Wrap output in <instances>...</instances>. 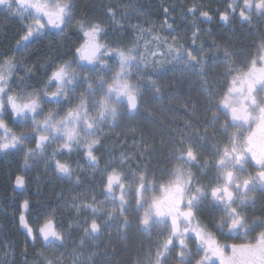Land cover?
I'll return each mask as SVG.
<instances>
[{
  "label": "flooded vegetation",
  "instance_id": "flooded-vegetation-1",
  "mask_svg": "<svg viewBox=\"0 0 264 264\" xmlns=\"http://www.w3.org/2000/svg\"><path fill=\"white\" fill-rule=\"evenodd\" d=\"M64 2L65 0H60V4ZM230 2L231 0H70L74 6L73 20L68 27L63 28V31L52 26L50 28L44 26L38 36L34 34L25 42L23 37L27 33L23 32L27 28L22 27V34L19 32L18 35L11 37L12 48L3 51L2 46L0 47V70L7 72V69L2 68L5 61L11 60L14 64L8 74L7 86L12 89L11 94L17 96L32 92L39 95L43 90L51 98V93L57 90V85L55 82L48 84L50 71L60 63L75 58L76 63L72 65V70L81 72L78 65L86 61L78 59L79 54L76 53V49L85 45L87 37L84 36V31L93 24H99L103 29L98 42L110 50L108 54L100 56L101 66L97 67L95 72L85 70L81 73L93 80V88L97 92L102 90L96 89V82L105 80L112 83L111 78L119 70V62L114 53L117 50L134 49L133 54L139 53L137 58L147 66L143 69L132 68V75L128 77L129 83L141 86L139 111L129 114L125 105L119 104L117 107L122 115L117 117L115 122L107 121L100 125L103 135L97 133V136L101 140V146L94 150L99 161L97 167L88 165L82 149H73L67 153L57 151L63 143L62 140L52 141L42 154L30 156L27 163H25L27 150L35 149L34 139L26 140L16 149L0 150V168L3 165L11 167L9 195L6 198L0 195V206L6 211L5 215L18 225V229L28 239L30 248L34 252L32 255H26L30 263L42 261V264H49L50 260H57L60 264H85V262L149 264L151 253H154L158 245L167 239L169 229L167 226H154L150 231H143L138 218L143 216L144 211L137 210L131 195L126 197L130 207L123 217L116 213V218L109 220L104 215H97L95 218L101 225L100 233L96 236H86L84 232V228L87 227L85 221L90 222L93 218L92 213L85 210V204H91L93 197L97 201L95 207L101 210L111 211L115 204V201L103 194V178L106 165L110 160L119 157L121 150L132 153L141 145L153 147V154L148 157L145 164L151 173L148 180L152 185L166 184L172 179L171 170L179 166L190 170L196 176L199 181L198 186L207 187L215 184L218 176L221 178L223 176V173L218 172L213 166L214 149L223 147L228 143L229 135L236 133L238 137L243 136V139H238L237 143L240 149L247 153L245 156L247 163L244 165V171L231 170L241 179L254 177L257 174L260 169L252 159V153L247 150L251 148L258 156L264 152V127L257 122H249L243 127L230 126L227 134L222 132L221 125L225 121L231 123L230 117L225 116L214 103H209L210 93L204 92L200 86L201 78L195 74L199 70L184 71L186 65L178 64L174 59L176 53L168 51L169 45H181L180 55H183L185 50L192 51L196 55L195 48L190 46L193 44V32L199 30L195 46L204 48L203 57L208 60L204 66L207 72L204 79L210 82L212 90L217 94L213 100L222 98L226 94V89L231 86L229 82L232 76L226 75L229 68L240 69V73H233L239 77L249 70L251 61L255 59L256 68L259 69L262 66L259 55L264 54L259 48V45L264 43V17L253 12L251 23L242 21L238 16H231L230 22L225 23L219 19V12L224 11ZM241 3L242 0H237V6ZM193 7L197 8L195 16L188 12V9ZM110 9L112 12L109 11ZM165 9L169 10L168 13H165ZM199 10L209 11L211 20L201 17ZM113 13L115 16H112ZM166 19L172 26L171 29L165 26ZM193 22L196 24L195 29L192 27ZM34 24L35 21L31 23ZM225 48L231 54V59L227 63L224 59ZM42 51L45 53L43 54ZM85 54H88L87 51ZM104 66L111 68V71H103ZM91 67L92 65H89V68ZM153 69H164V71L153 73ZM146 73H151V79L161 87L159 94L147 87L149 78ZM21 81L24 82L23 85ZM246 86L244 81L236 85L242 92ZM80 96H84L89 101L100 98L95 95L90 96L87 86L80 83L74 91L67 93L66 98H61L60 103H45L42 99L44 115L49 112L59 113L57 118H63L68 111L75 109L79 103L76 98ZM65 100L67 102H64ZM230 100L236 107H247V102L242 96L233 94ZM88 112L89 117L94 118L97 115V110L91 105ZM213 114L219 116V123L213 120ZM5 118V123L17 135L21 131L32 133L31 122L13 123L7 118V112ZM43 118V116L38 117L41 120ZM189 124L191 127H186ZM81 136L83 137V132ZM189 137L193 145L197 142L200 144L198 154L203 157L200 163H206V167L202 169L173 160L171 157L172 145L175 141L183 139L188 143ZM248 137L252 138L251 142L248 141ZM3 138V133L0 131V139ZM53 152L56 160L70 166L71 179L63 177L56 171L51 155ZM135 162L136 159L133 157V164ZM123 171L127 175V169ZM18 176L24 178L22 187L15 184ZM125 183L126 186L135 187L131 180H126ZM143 196L148 200L152 198L162 200L165 193L159 187H152V190L145 192ZM249 196L255 202L250 199L241 210L250 221H254L258 212L264 210V191L257 183L256 190L250 192ZM24 201L28 202L27 208L24 207ZM74 204L77 207H73ZM179 210L187 211L183 204L180 205ZM21 216L25 218L24 223L33 229L34 240L21 223ZM222 216V210L214 209L211 201H205L196 211V219L187 225L189 232L185 234L184 241L185 244H194L199 256H191L192 263L189 264H197L207 251L206 244L202 243L192 231L196 227L197 220L207 227L208 232L223 249V260L226 250L231 252L230 248H223L224 245L252 242V236L257 234V229L247 236L242 233L222 235L218 232L211 221L218 220ZM47 219H52L55 229L64 235L63 246H59L60 242L46 244L36 232ZM125 219L129 222V227L123 226ZM180 226L183 229L185 224L181 223ZM174 244H176L175 240ZM179 251L181 249L176 247L175 251L170 253L168 264H181L176 256ZM221 261L220 256H210L207 264H221Z\"/></svg>",
  "mask_w": 264,
  "mask_h": 264
},
{
  "label": "snow or ice",
  "instance_id": "snow-or-ice-1",
  "mask_svg": "<svg viewBox=\"0 0 264 264\" xmlns=\"http://www.w3.org/2000/svg\"><path fill=\"white\" fill-rule=\"evenodd\" d=\"M0 6H4L7 10L20 15L32 8L36 13L47 17V24L61 31H63V28L68 27L73 20L72 10L74 6L70 3V0H65L63 4L56 3L54 7L44 3H34L31 0H0ZM109 11L112 12L111 9ZM164 11L168 13L169 10L165 9ZM188 12L195 16L197 8H189ZM253 12L264 17V0H242L239 6H237V0H231L225 10L219 12V19L229 23L231 16H238L242 21L251 23ZM40 15L35 18L34 25L27 27V34L23 37V41H28L34 34L38 36L43 30L44 24L40 23ZM199 15L211 20L209 11L199 10ZM165 26L169 29L172 27L167 23V19L165 20ZM192 27L196 28L195 22H193ZM81 29L83 30V25H81ZM102 31L103 29L99 24L89 25L88 29L84 31V36L87 37L86 43L76 49V53L79 54L78 59L86 61V63L78 65L81 72L72 70V65L76 63L75 58L56 65L50 71L48 84L55 82L57 85V90L51 93V98L43 90L39 95L35 92L26 93L24 96L12 95V89L7 85L8 74L13 69L14 64L11 60L5 61L2 68L7 69V72L0 70V131H2L4 137L0 139V150L16 149L18 146L23 145L26 140L34 139L35 149L27 150L28 155L25 158V163H27V159L30 156H34L37 153L42 154L52 141L62 140L63 143L57 151L67 153L73 149H82L88 165L93 168L98 166L99 161L94 150L101 146V140L97 136V133L103 135L100 125L107 121L115 122L117 117L122 115L117 107L119 104H124L129 114L139 111L141 86L129 83L128 77L132 75V68L143 69L147 67L137 58L139 53L133 54L134 49H128L127 51L117 50L115 56L119 62V70L111 78L112 83L105 80L97 81L96 89L102 90L97 92L93 88V80L81 73L85 70L95 72L96 68L101 66L100 56L109 53L110 50L98 42V37ZM198 32V29L193 32V44L190 46L195 48L196 55L188 50H185L184 54L180 55L181 45H169L168 51L176 53L174 59L178 64L184 63L186 65L183 69L184 71L199 70L195 74L201 78L200 86L204 92L210 93L208 97L209 103H214L217 109L222 110L225 116L230 117L231 123L225 121L221 125V131L227 134L230 126L243 127L244 124L249 122H257L264 127V54L259 55V61L262 65L259 69L256 68V60L254 59L251 61L249 70L246 73H242L239 77L233 75V73H240V69L229 68L226 75L232 76L229 82L231 86L226 89V94L222 98L213 100V97L217 94L212 90L210 82L204 79L207 76L204 66L208 63V60L203 57L204 48L195 46ZM101 48H103V52H101ZM259 48L264 53V43H261ZM86 51L88 54H85ZM98 53L100 54L99 56L97 55ZM224 59L225 63L231 59V54L226 48ZM89 65H92V67L89 68ZM102 70L108 72L111 71V68L104 66ZM158 71L162 72L164 69L152 70L153 73ZM146 75L149 78L147 87L159 94L161 87L156 84L155 80L151 79V73H146ZM241 81H244L247 85L243 92L236 87ZM23 83L21 81V85ZM80 83L87 86L90 96L95 95L100 98L89 101L84 96L77 97L76 99L79 100V103L75 109L68 111L60 119L57 118L59 113L53 114L49 112L46 116L44 115L45 109L42 107V99L45 103H60L61 98H66L67 93L74 91ZM233 94L242 96L243 100L247 102V107L234 106L233 101L230 100ZM257 95H259V99H257ZM64 102L67 101L65 100ZM235 103L240 102L235 101ZM89 105L97 110V115L94 118L89 117ZM5 112H7V118H10L13 123L21 122L27 124L31 122L32 133L27 134L21 131L17 135L5 123ZM252 113L256 114L253 115ZM41 116L44 118L42 120L38 119ZM219 119V116L213 114V120L216 123H219ZM186 127H191V125H186ZM204 131L206 132V129ZM81 132H83V137ZM88 137L96 138L89 140L87 139ZM197 139L199 140V137ZM238 139H243V136L238 137L236 133H231L228 143H225L223 147L214 149L212 153L214 157L213 166L218 172H222L223 176L222 178L218 176L216 178L217 182L207 187L198 186L199 181L196 176L190 170L179 166L171 170L170 176L172 179L167 181L166 184L152 185L148 180L151 173L147 170L145 164L148 157L153 154V147L151 145H141L138 150L134 149L132 153H125L121 150L120 156L110 160L106 165L103 178V194L105 197L115 201V204L112 206L111 211L101 210L95 207L97 201L93 197L91 204L84 205L85 210L93 215L90 222L85 221L87 225L84 228L86 236H96L100 233L101 225L97 223L95 218L97 215H104L109 220L115 219L116 213L123 217L128 207H130V202L126 200L129 195L133 197L137 210L144 211L143 216L138 218V223L143 231H150L154 226H167L169 229L167 239L158 245L154 253H151L149 264H168L171 258L170 253L174 252L176 247L181 249V251L176 253V256L183 264L187 251L184 236L189 232L187 225L196 219V211L203 206L205 201H211V206L214 209L222 210L223 216L218 220L214 219L211 221L215 229L222 235L242 233L247 236L255 232L257 228L264 229V220L259 222L250 221L241 210L242 206L250 199L253 200V203L255 202L249 196V193L256 190L257 183L261 186V190L264 191V152H261L258 156L249 148L247 151L252 153V159L255 160V164L260 170L254 177L247 179L237 177L231 169L244 171V165L247 163L245 159L247 153L240 149L237 143ZM251 139V137H248L249 142H251ZM82 140L84 141L83 143ZM199 148V142L193 145L191 137H189L188 143H185L183 139H177L172 145L171 157L173 160L202 169L206 167V163H200L203 157L198 154ZM51 155L56 171L63 177L71 179L72 169L70 166L56 160L55 152ZM133 157L136 159L135 164H133ZM124 169H127V175H125ZM126 180L133 181L135 187L126 186ZM15 184L18 187H22L24 178L18 176ZM152 187H159L165 193L164 199H145L143 194L152 190ZM181 204L184 205L187 211L179 210ZM27 206L28 202L24 201V207L27 208ZM73 207H77V205L74 204ZM20 220L24 227L27 228L29 236L34 240L33 229L24 223V216H21ZM181 223L185 224L183 229L180 226ZM123 226H130L126 219L123 221ZM192 231L207 247L205 256L197 261V264H207L210 256H220L223 261V249L217 244L211 233L208 232L206 226L197 220L196 227ZM36 232L46 244L51 245L60 242L59 246H63L65 237L55 229L52 219H47ZM174 240L176 244H174ZM223 248H230L232 253L227 260V264H264V230L259 231L254 238V242L241 245H224ZM49 264H60V262L50 260ZM85 264H88V262H85Z\"/></svg>",
  "mask_w": 264,
  "mask_h": 264
},
{
  "label": "trees",
  "instance_id": "trees-1",
  "mask_svg": "<svg viewBox=\"0 0 264 264\" xmlns=\"http://www.w3.org/2000/svg\"><path fill=\"white\" fill-rule=\"evenodd\" d=\"M86 8L88 10L89 6ZM2 20L4 21L0 22V47L2 46L3 51H7L10 49V47L12 48V35H18L22 28V23L18 18H9V20L2 18ZM242 40L244 41L243 37ZM42 53L44 54L45 51H42ZM10 168L11 167L8 165H3L0 168V195L2 198H6L9 195V185L11 181ZM1 219V224L4 227L2 232H4V238L6 239V242L0 243V264H5V262L1 260L5 258V253L8 248L12 255V260L9 261L10 264H30V260L26 259V255H32L34 252L32 251L33 249L30 248L28 239L23 234V232L18 229V225H16L10 219V217L1 216ZM10 258L11 257H9V259Z\"/></svg>",
  "mask_w": 264,
  "mask_h": 264
},
{
  "label": "rangeland",
  "instance_id": "rangeland-1",
  "mask_svg": "<svg viewBox=\"0 0 264 264\" xmlns=\"http://www.w3.org/2000/svg\"><path fill=\"white\" fill-rule=\"evenodd\" d=\"M31 2H34V3L38 2L39 3V0H31ZM44 2L47 3V4H50L49 5L50 7H54V5L56 3L60 4V0H44ZM130 4L134 5V3H130ZM38 15H40V14L36 13V11L34 9H32V8H29L26 12L23 13V15H20V14H17L15 12L7 10L4 6H0V22L4 21V20H2V18H5L6 20H9V18H18L22 22V27L25 28V29L28 26H31V23L33 21H35V19H33V18L35 16H38ZM40 16H42V15H40ZM112 16H115V14H112ZM43 17L45 19V20L43 19V21H45V22H43V24L46 25L47 24V22H46L47 21V17H45V16H43ZM47 26L49 28L51 27V25H49V24H47ZM23 33H26V30ZM19 34H22V30L20 31ZM0 208H1V206H0ZM2 208L0 209V218H1V216H7V215H5L6 211H4ZM259 212H258L257 218L254 220L255 222H259L261 220H264V210L261 213H259ZM1 220L2 219H0V243L1 242L5 243L6 239L4 238V232H2V230H4V227L1 224ZM261 230H264V229L257 228V234L255 236H252L253 237L252 242H254V238L258 235L259 231H261ZM245 244H247V243H245ZM186 245H187V251L185 253L183 264H189V262L192 263L191 256H195V257L199 256L198 255V251L195 248L196 246L194 244L187 243ZM188 245H189V247H188ZM231 255H232V253L229 250H226L225 259L223 261H221V264H227V260H228L229 257H231ZM9 257H11V258L9 259ZM10 260H12V255H11V252H10V250L8 248V250L5 253V258H3V260H1V261L6 262V264H10V262H9ZM23 263H24V261H23ZM30 264H42V261L36 262V263H30Z\"/></svg>",
  "mask_w": 264,
  "mask_h": 264
},
{
  "label": "crops",
  "instance_id": "crops-1",
  "mask_svg": "<svg viewBox=\"0 0 264 264\" xmlns=\"http://www.w3.org/2000/svg\"><path fill=\"white\" fill-rule=\"evenodd\" d=\"M39 3H44V4H47V3H45L44 2V0H39ZM47 5H50V4H47ZM37 16H35L33 19H35ZM43 19H44V17L43 16H40V22H45V21H43ZM45 20V19H44ZM46 24V23H45ZM44 26H47V24L46 25H44Z\"/></svg>",
  "mask_w": 264,
  "mask_h": 264
}]
</instances>
